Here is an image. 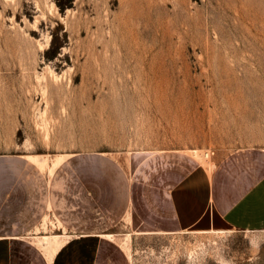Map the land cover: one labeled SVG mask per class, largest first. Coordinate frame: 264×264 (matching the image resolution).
Listing matches in <instances>:
<instances>
[{
    "label": "rangeland",
    "instance_id": "374dc122",
    "mask_svg": "<svg viewBox=\"0 0 264 264\" xmlns=\"http://www.w3.org/2000/svg\"><path fill=\"white\" fill-rule=\"evenodd\" d=\"M161 151L264 153V0H0L5 177ZM127 237L133 264H264V231Z\"/></svg>",
    "mask_w": 264,
    "mask_h": 264
},
{
    "label": "crops",
    "instance_id": "0c3cea01",
    "mask_svg": "<svg viewBox=\"0 0 264 264\" xmlns=\"http://www.w3.org/2000/svg\"><path fill=\"white\" fill-rule=\"evenodd\" d=\"M94 160L49 171L38 165L49 178L27 163L10 177L0 167V264H133L123 242L128 235H175L215 223L264 231L263 152L230 155L210 167L181 151L157 152L129 167ZM61 225L64 235L43 236L41 244L34 236ZM55 239L63 246L50 256L43 244Z\"/></svg>",
    "mask_w": 264,
    "mask_h": 264
},
{
    "label": "bare ground",
    "instance_id": "6f19581e",
    "mask_svg": "<svg viewBox=\"0 0 264 264\" xmlns=\"http://www.w3.org/2000/svg\"><path fill=\"white\" fill-rule=\"evenodd\" d=\"M41 6V5H40ZM41 9V8H40ZM54 76V75H53ZM47 134V133H46ZM47 138H48V136H47ZM31 157V156H30ZM58 157V156H57ZM61 158H58V160H57V162H56V167H58V165H60L61 164V162L62 161H64V159L66 158V156H60ZM206 157H208V156H206ZM32 158V157H31ZM32 160L34 161V162H36L37 164H39V165H43L44 164V161L43 160H41V159H38L37 157H33L32 158ZM43 168H44V166H43ZM49 171V170H48ZM53 226V225H52ZM55 227V226H54ZM57 228H58V226H57ZM55 229V228H54ZM223 233V232H222ZM57 240V239H56ZM58 241V240H57Z\"/></svg>",
    "mask_w": 264,
    "mask_h": 264
}]
</instances>
